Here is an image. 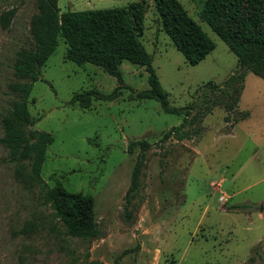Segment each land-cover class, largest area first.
Listing matches in <instances>:
<instances>
[{
    "label": "rangeland",
    "instance_id": "374dc122",
    "mask_svg": "<svg viewBox=\"0 0 264 264\" xmlns=\"http://www.w3.org/2000/svg\"><path fill=\"white\" fill-rule=\"evenodd\" d=\"M131 1L138 0H57V5L62 12ZM204 1L178 0L213 42L199 63L188 64L174 47L152 0H146L139 37L168 103L190 114L205 112L204 102L214 97L208 81L221 85L231 74L244 76L235 109L214 106L189 139L159 142L182 116L138 96L149 88L143 65L122 60L118 81L98 65L74 63L66 55L68 43L58 36L27 98L31 128L53 136L41 181L29 178L27 163L9 160L0 143V264H243L254 246L264 255V211L257 207L264 202V80L237 68L218 33L226 26L217 17L225 16L203 21ZM36 11V0H0V116L12 99L13 62L31 43L29 21ZM263 11L264 0H242L228 26L242 30L243 15L254 12L262 27ZM86 90L115 96L92 97L87 107L71 102ZM139 139L151 146L139 191L125 209L138 152L135 147L128 153L127 144ZM60 188L93 196L98 236L84 241L65 232L46 198L47 190ZM238 204L244 206L227 209Z\"/></svg>",
    "mask_w": 264,
    "mask_h": 264
},
{
    "label": "trees",
    "instance_id": "16d2710c",
    "mask_svg": "<svg viewBox=\"0 0 264 264\" xmlns=\"http://www.w3.org/2000/svg\"><path fill=\"white\" fill-rule=\"evenodd\" d=\"M241 1L205 0L200 16L207 23H212L217 15L225 16L217 17L222 26H226L218 30V33L235 55L237 68L249 70L264 80V26L260 27L261 19L257 13L252 12L243 15L242 30L228 26L230 19L238 12ZM152 3L162 30L185 61L194 65L203 60L213 49V42L178 0H152ZM147 5L146 0H138L118 7L60 12L57 0H36L37 11L29 21L31 43L16 52L13 62L16 80L9 84L12 99L7 111L0 116V143L7 150L9 160L29 165L31 180L41 181L40 171L46 148L52 142L53 136L47 131L31 128L33 119L27 109V98L33 82L39 79L40 67L56 47L58 36L68 43L66 55L74 63L89 62L98 65L118 81L121 76L117 68L122 60L144 66L148 74L149 88L137 92L138 96L155 99L163 112L182 116L178 125L171 126L161 134L159 142L171 138L189 139L199 134L204 113L210 112L214 106H221L226 112L234 110L237 106L243 89L242 72L231 74L221 85L211 80L207 82L214 97L204 102L203 113L190 114L187 108L168 103L158 84L151 58L139 40L143 33L142 22ZM260 15H263L264 19V11ZM9 18L10 14L5 20L8 21ZM114 96V92L102 94L97 90H86L74 94L71 102L87 107L92 97L110 100ZM229 119L226 114L224 121ZM150 146L145 139L132 140L127 144L128 153L135 147H138V152L124 195L125 209L129 206L131 197L139 191L144 157ZM54 190L57 191L47 190L46 198L50 201L54 215L62 222L65 232L84 241L98 236L100 229L95 221L93 196L79 192L70 193L61 188ZM243 206L238 204L227 209ZM257 207L264 211V202ZM255 247L251 249L253 254L243 264H264V255L258 254Z\"/></svg>",
    "mask_w": 264,
    "mask_h": 264
},
{
    "label": "built area",
    "instance_id": "2783aa9c",
    "mask_svg": "<svg viewBox=\"0 0 264 264\" xmlns=\"http://www.w3.org/2000/svg\"><path fill=\"white\" fill-rule=\"evenodd\" d=\"M220 199H223V197L221 196Z\"/></svg>",
    "mask_w": 264,
    "mask_h": 264
}]
</instances>
